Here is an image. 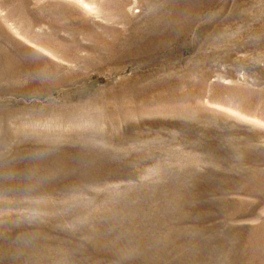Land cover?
<instances>
[{
	"label": "rangeland",
	"instance_id": "1",
	"mask_svg": "<svg viewBox=\"0 0 264 264\" xmlns=\"http://www.w3.org/2000/svg\"><path fill=\"white\" fill-rule=\"evenodd\" d=\"M0 264H264V0H0Z\"/></svg>",
	"mask_w": 264,
	"mask_h": 264
}]
</instances>
